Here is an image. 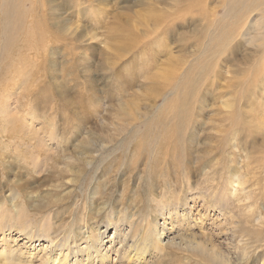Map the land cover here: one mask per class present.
Returning <instances> with one entry per match:
<instances>
[{"label": "rangeland", "instance_id": "rangeland-1", "mask_svg": "<svg viewBox=\"0 0 264 264\" xmlns=\"http://www.w3.org/2000/svg\"><path fill=\"white\" fill-rule=\"evenodd\" d=\"M63 1L76 57L59 46L39 84L19 78L30 66L0 72V251L21 264H264L261 12L215 47L207 33L224 32L232 0ZM162 129L173 157L159 174L145 158L118 164ZM163 200L179 211L166 222Z\"/></svg>", "mask_w": 264, "mask_h": 264}, {"label": "bare ground", "instance_id": "bare-ground-1", "mask_svg": "<svg viewBox=\"0 0 264 264\" xmlns=\"http://www.w3.org/2000/svg\"><path fill=\"white\" fill-rule=\"evenodd\" d=\"M63 3H65V1L63 0H60V2L57 0H0V64H1L0 72L3 78L8 79L9 77H14L15 76L13 73L14 69L20 70L21 67L30 66L29 75L28 76L24 75V73L20 70L18 74L19 78L24 81V84L25 83L31 84L34 80L38 78L37 84H39L51 74L50 72L52 71V68L56 65L57 62L56 59L59 53L58 52L59 46L64 47L65 59L76 57V53L73 48L74 33L70 30L71 27L68 24L69 23L68 17L70 16H64L65 18L62 20L59 19V16L63 14L61 9H59V5L63 6L66 9ZM226 9L228 12L234 14L231 17L234 18V20L230 21L231 19L230 18L227 21L226 23L227 27L220 36H217L216 32L207 33L209 42L215 47L221 46L222 44L226 43L227 40L234 34V32H236L237 24L240 18L241 20H245L247 15H249L254 11L261 12V18L263 20L259 21L257 25L260 29H264V0H232L230 7H227ZM216 21L213 23L214 26H216ZM221 21L222 19L219 20L218 24H220ZM243 24L244 23L240 22L239 26H243ZM218 40H220L221 42L218 43L217 42ZM252 42L257 43V46L259 47V51H260V58L264 59V32L259 31L256 35H254ZM39 71H41L40 75H39ZM24 84L22 83L19 85L21 87ZM26 91L24 94H22L19 97V106L17 107L19 111L16 110L17 112H15L17 114L19 112L21 113V109L23 110V108L25 107L26 100L29 99L28 97L29 93L34 92L35 89L28 90L27 92ZM18 92L21 91L19 90ZM42 94L43 92L42 93L40 92L37 95L38 97H40V95ZM66 107H69L71 112L72 110L71 108L73 107V101L66 103ZM74 114L75 116H77L76 113ZM150 126L151 125L148 124V126L145 127V131L147 132L151 130L153 131L154 128L151 129ZM22 131L23 129L21 130V132ZM9 133L10 135H18L16 134V130H13ZM159 133L160 135H156L157 136L156 139H152V138L135 139V142L132 143L133 148L130 150L124 147L125 150L119 156L120 161L118 164H121L123 159L132 158L133 161L138 163L139 159L145 158L148 161L146 162V166H149V172H150L149 177H152L154 173L159 174V170L162 168L161 164L167 163L168 156L173 157L172 153H169L172 141H167L166 139H164V129L160 130ZM154 134H156V132ZM24 141L26 140L23 139V142ZM91 144L93 143L90 140L81 142L79 145L81 152L88 153L85 151V149H88V147H90ZM38 146L40 145L38 144ZM178 150L181 151L179 146H178ZM49 157L48 160L50 159ZM119 157L116 159L115 161L116 163L118 162ZM58 160L56 161L57 163ZM91 161H87L86 167L84 165L85 169L84 167H82L78 172L75 171L74 181L78 180V177L81 176L83 169L85 170L84 171L85 174L88 173L89 170L91 171L95 170V167L93 166L94 165L93 161L95 160L93 159V161L92 162ZM82 163H85L84 159L82 160ZM88 165H92V167L88 169L87 168ZM182 165L183 164H181V166ZM180 168L181 167L176 168L177 174L180 173ZM190 171H191V166L186 164L185 173ZM57 173L55 172V174ZM154 200L156 199L154 198ZM163 202L164 204L161 205V210L162 211L167 210L166 214H164V221L166 222L167 218L171 217L173 214L179 213V211H177V207H175L174 204L173 207L170 208L168 206H165L166 205L165 203H167L166 201L163 200ZM5 231H7V229L4 230V232ZM18 231L19 233L23 232L22 230H18ZM126 232H128L127 234L130 235L129 231ZM27 235L29 234H26L25 236ZM4 237H6L5 234ZM27 237L33 239L31 236H27ZM145 240H146V236H144V241ZM94 243L95 242L91 241L88 245H86L87 248H94L96 246L94 245ZM131 246L132 245H130L129 248ZM136 248H137L136 253H138L140 247L137 246ZM16 252H18L17 249H13L12 247L8 249L7 246L5 250L0 251V260H2L4 264H21V263H15V261L6 258V256L12 258L11 256L15 255ZM57 263H59L58 259L56 260L55 264Z\"/></svg>", "mask_w": 264, "mask_h": 264}]
</instances>
